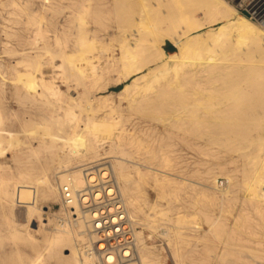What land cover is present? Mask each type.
Segmentation results:
<instances>
[{"label": "rangeland", "instance_id": "374dc122", "mask_svg": "<svg viewBox=\"0 0 264 264\" xmlns=\"http://www.w3.org/2000/svg\"><path fill=\"white\" fill-rule=\"evenodd\" d=\"M225 1L234 8L228 14L244 15L264 30V0ZM155 2L0 0V176L27 181L38 189L37 198L31 190L22 188L14 202L11 180L8 193L0 196V264H27L43 243L45 235L65 212L59 184L68 171L77 170L75 173L79 174V168L94 163H101L99 168L110 165L112 177L120 184L113 162L117 154L108 144L100 146L101 155L97 157L92 153L70 157L61 145V135L87 122L86 113L76 106L77 102L103 95L117 106L112 114L119 120L118 128L125 129L123 136L128 143L124 147L125 170L133 174L132 162L138 161L142 170H159L171 180L169 186L156 184L149 171L144 180L132 178L129 182V188L138 192L129 190V194L140 208L134 218L131 216L136 222L134 228L147 233L155 229V243L165 247L169 255L166 264H173L172 244L183 254V264H264V203L257 205L246 199L247 191L263 178L264 44H251L228 55L232 46L229 35L203 37L201 42L211 45H202L192 61L209 57L204 71H187L191 69L189 61L182 67L186 71L154 69L141 82L140 86H148L142 93L144 98L134 102L118 99L116 92L124 82L115 84L116 71L104 70L102 80L96 83L78 81L68 74L79 55L75 52L70 63L65 58L67 53L84 48L86 55L94 56V64L101 70L105 56L112 50L118 56L119 42L125 35L133 34L136 26H141L140 54L147 57L148 66L154 68L156 57L160 58L158 46L168 53L175 52L176 47L167 39L157 43L167 16L161 13L164 7L160 10L153 6ZM169 12L176 15L172 24L183 27L204 24V31L231 17L214 16L204 0H179ZM86 36L93 41L82 43V37ZM149 44L154 45L152 49ZM103 45L107 51L101 49ZM148 50H153V54H147ZM35 59L41 62L36 70ZM61 63L67 74L58 68ZM26 70L35 71L38 82L35 91L26 89L17 78L19 72ZM173 80L180 82V86L171 85ZM44 85L57 86L62 96L51 97ZM198 92L209 101H199ZM70 96L76 99L71 100ZM67 109L78 116L76 123L66 120ZM101 118L97 116L91 125L109 126ZM50 128L56 129L57 141L48 135ZM77 164L83 166L74 167ZM37 179L44 182L36 184ZM220 180L233 185L229 196L218 187ZM262 191L259 194L264 199ZM182 214L189 216L188 221L176 226L177 216ZM46 216L50 218L49 225L34 231L42 222H48L44 220ZM160 228L169 229L171 246L160 234ZM29 232L37 241L34 245L26 241ZM70 251V245H57L51 251L54 258L46 254L44 262L69 264L65 254Z\"/></svg>", "mask_w": 264, "mask_h": 264}, {"label": "bare ground", "instance_id": "6f19581e", "mask_svg": "<svg viewBox=\"0 0 264 264\" xmlns=\"http://www.w3.org/2000/svg\"><path fill=\"white\" fill-rule=\"evenodd\" d=\"M204 1L208 2V4L210 5V8L212 9V11H214V16L217 17L221 15L222 17L224 16L225 17L227 16V18L229 16L231 17L228 20H226L225 18V20L223 19L220 22H218L217 27L204 31L202 30L204 27V24H199L198 26H194V27H183L179 23L172 24L176 15H172V14L169 15L170 13L169 9L173 7L175 4L177 5L179 0H170V2H168V0H156V2L153 3V6L156 9L161 10V8L164 7L165 9L162 10L161 13L167 16L164 28L160 35V41H158L157 43L162 44L164 39H167L176 47L175 52L168 53L162 46H158L157 50L159 51L161 56L160 58L156 57L157 62L155 61L156 63H155L154 68H152L151 66H148L147 57L144 58L140 54L141 51H140V33H139L140 30L139 29L141 26L140 27L136 26L138 29L136 31H133V34L125 35L119 42L118 49H119L120 54L118 56H116V54L113 53V50L111 54H108L105 56L106 63L104 67L101 68V70H98V67L94 64V61H93L94 56L89 57L88 55H86L87 53L86 49L84 48L77 49L72 53H67L65 58L70 63H73L72 61L74 60L75 52H77L79 55L78 61H76L73 64L74 69L72 68V71L69 72L68 74L70 76L71 75L75 76L78 81H89L91 83L93 82L96 83L97 81L102 80L101 77H102L104 70L106 72H109V70L116 71L117 77L115 80V84L118 85L124 82L122 87L116 92L118 99L120 101H124V100L131 101L132 100V102H134L136 101V99L144 98L145 95H143L142 93L145 90H147L148 86L147 85L140 86L141 82L144 81L146 77L154 69H165V70H171L174 72L175 71H186V70H182L183 69L182 67L189 61L191 62V69L187 71H204V68H206V65L209 62V59H208L209 57L205 58L204 61H201L200 59H195L192 61V57L194 56V54L197 53V51L200 49L202 45H205L206 47H210L211 45V43L207 44L205 42H201V39H203V37L208 38L212 36L213 38L214 37L220 38L221 35L223 34L229 35L232 38V46L227 51L228 55L234 54L236 53V51H243L245 47L251 44H256V45L260 43L264 44V30L261 27H259L257 24L249 20L244 15L228 14V12L233 11L234 8L227 1L225 0H204ZM79 20H80V23L82 24L83 23L82 17L79 18ZM88 36L82 37L81 42L91 43L93 40H91L90 37ZM151 39L153 40V38ZM156 40H158V37ZM152 46L149 44V47H151V49H152ZM107 47H110V45L108 44ZM107 47L103 45L101 49L103 51H107L108 50ZM143 50L144 49H142V51ZM148 51L149 52L147 54H150V55H152L154 52L153 50H148ZM34 66H35V70L40 68L41 62L35 59ZM58 68H61L63 70V63L59 64ZM63 72L66 73L64 70ZM141 72H143L141 76H136L137 74ZM17 78L19 81L23 83V85H25L26 89L30 91L37 90L38 82L36 79L35 71L26 70L24 72L23 71L19 72L17 74ZM128 79H132L131 82H128ZM171 85H173L174 87H179L180 82H178L177 80H173ZM44 89L48 92V94L51 97L58 99L60 96H62V91L57 86L50 87V86L44 85ZM40 94L41 93L39 92L38 95ZM198 94L200 95L199 101H205V100L209 101V98L203 97L204 95L202 96L200 92H198ZM44 97L46 96L44 95ZM210 97H213V96H210ZM70 99L75 100L76 96L75 97L70 96ZM109 101L110 99L105 95L100 96L99 98L95 100L88 99L85 102H82L81 100L78 101L76 106L82 109L86 113L87 122L86 124L80 126L79 129H76L78 128V126L75 128L76 126L75 125L72 128V131L70 133L66 134L65 136L61 135L60 137L63 141V144L61 145H64L70 157H81V156L86 157L90 153L93 154L92 156L97 157L101 155V153H99L100 146L103 144H108L110 148H112L114 152L117 154L113 162L114 164H116V166L114 165L115 166L114 169L117 173V177H118V180L120 181V184L118 185L116 180H114V176L112 177L111 175L112 172L110 171L112 169H110L111 167L110 165H109L110 167L104 166V167L99 168L98 166L101 165V163H98V164L94 163L87 167L79 168L80 169L79 174L75 173L77 172V170L68 171V173L64 176V178L60 182L59 187L61 188L63 185L69 184L71 187L72 195L74 197V202L70 205H65L62 199L61 190H59L60 199L63 203L62 205L65 209V212H63L62 216H60L59 219L55 221V224L53 225V227L45 235L43 243L38 245L35 250V253L28 258L27 264H45L44 262L45 255L47 254L50 258H54V255L52 254L51 251H53L55 246L63 245V244L70 245L71 247L70 253L65 254V256L68 259L69 264H99L97 261L96 255L90 252V248L92 247L93 243L98 241V236L95 233H92L93 230H91V228L93 227V225H91L90 222L95 216H97L98 213L99 214L115 213L114 214L115 218H112V220L110 218L109 222L116 223V221L117 222L121 221L125 225L123 226V228L128 227L132 230V243L137 253L136 254L137 261L134 264H166L167 263V260L169 259L167 250L161 244L155 243V233H154L155 229L153 230L154 232L151 230L147 233L143 229L136 230L134 228V224L136 222H133L132 218L136 216L135 214L140 208L138 209V207L136 206V202H135L136 199L132 195H130L131 193L129 190L133 191V189L129 188V182L132 181V178L133 179L137 178L138 180L142 181L146 178L147 175H150V172L152 173L154 177L152 178L154 179L156 184L171 183V180H169V178H166L167 176L165 174L161 175L159 173V170L157 171L142 170V168H140L139 166L140 163L138 161L132 162L134 164L133 167L131 168L133 170V174L125 170L126 169L124 168L125 162L123 161L125 160L124 147L126 144H128L124 140V136H123V131L125 129L120 130L118 128L117 125L119 123V120H117V117L112 114V111H114L117 108V106L115 107V105H112L111 102ZM64 113L66 116L65 118L69 123L75 122L76 117H78L76 116L75 112L72 109H67L64 111ZM97 116H101L102 117L101 119L103 121H107L109 126L101 128V126L98 124L91 125V121H93ZM65 118L63 117V119ZM58 119L56 120L58 121ZM57 130L59 129L57 128ZM36 133H38V130ZM41 133H43V130H41ZM47 133L50 136L51 140L53 141L55 140L57 136H59L57 134L56 129L54 130L53 128L48 129ZM80 166H83V165L77 164L74 167H80ZM149 168L152 169V167H149ZM231 179L232 178H230V180ZM11 180L0 176V196H4L5 194L8 193L7 185L10 183L9 181H11V183L13 184V188H14V192L12 193V200L14 202L17 201L19 191L24 187L28 190H31V192L37 195V198H38L37 187L33 186L32 184H29V182L27 181L18 180V179H11ZM44 180L37 179L36 184H39V182L43 183ZM132 185L133 184H131L130 186ZM226 185H227V180H226V184L223 187H221L224 189L222 193H224L226 196H229L231 194L230 188L233 185L230 182L228 183L227 187ZM219 188L217 190H219ZM137 189L139 190V188ZM260 190L264 191V161H263V178L261 180V183H259L256 187H253L247 191L246 199L251 203L253 202L256 203L257 205L262 204V202L264 203V199H262L261 198L262 196L260 197V194H259ZM135 191L136 189H134L133 192ZM135 193H138V192L136 191ZM103 197L104 198L106 197L108 199H115V200L107 204H104L100 206L99 208L98 207L93 208L92 206H94L95 203H100ZM128 206L130 207V211H128ZM94 210H97V212H94ZM163 214H160V216H163ZM188 217L189 216H187L186 214L178 215L177 220H176L177 222L175 221L176 226L177 224L179 225L180 223H184L188 221L187 220ZM49 219L50 218H47L46 216L44 220H48V222L46 223L42 222L40 227H38V229L34 231H39L40 229L47 227L49 225V221H50ZM190 219H193V218H190ZM188 223H187V226H188ZM154 224L156 223L154 222ZM143 226L147 227V225H143ZM151 228H154V226ZM175 230L177 229L175 228ZM176 233L178 234L180 232L178 231ZM160 234L166 239L167 244L171 246V238H170L171 234H169V229L160 228ZM26 241L28 244H31V245H34L35 243H37V241L35 240L34 234L30 232L27 234ZM172 241L174 242V240ZM180 244H182V242ZM96 245L99 248L103 247L102 243L96 242ZM65 249L68 250V248L66 247ZM171 250L169 252L172 253L170 254L171 255L170 257H172L173 264H183L182 262L183 260L181 257V255L183 254H179L180 252L177 250L176 246L173 248V244H172ZM183 250L185 249L183 248ZM17 253L19 252L17 251ZM127 253H128L127 251L124 252L125 255ZM186 254H189V253H185L184 255ZM189 256L191 257L190 254ZM112 258H113L112 255L107 257L108 261H111Z\"/></svg>", "mask_w": 264, "mask_h": 264}, {"label": "built area", "instance_id": "2783aa9c", "mask_svg": "<svg viewBox=\"0 0 264 264\" xmlns=\"http://www.w3.org/2000/svg\"><path fill=\"white\" fill-rule=\"evenodd\" d=\"M226 181L220 180L218 187H223ZM62 199L65 205H70L74 202V197L71 192L69 184L63 185L61 188ZM115 199L104 198L100 203H95L93 208L100 207ZM97 212V210H94ZM115 213L97 214L92 220V233L98 236L97 243H102L103 247L99 248L96 242L90 248V252L96 255L99 264H134L137 261V253L132 243V230L130 228H123L125 226L121 221L116 223L109 222V219L115 218ZM128 253L125 255L124 252ZM112 255L111 261L107 257Z\"/></svg>", "mask_w": 264, "mask_h": 264}]
</instances>
